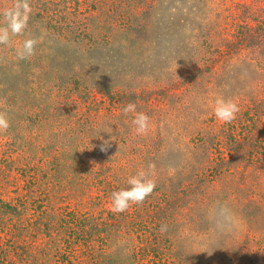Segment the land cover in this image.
Segmentation results:
<instances>
[{
  "label": "rangeland",
  "instance_id": "rangeland-1",
  "mask_svg": "<svg viewBox=\"0 0 264 264\" xmlns=\"http://www.w3.org/2000/svg\"><path fill=\"white\" fill-rule=\"evenodd\" d=\"M30 3L35 55L0 45V264H264V0Z\"/></svg>",
  "mask_w": 264,
  "mask_h": 264
},
{
  "label": "clouds",
  "instance_id": "clouds-1",
  "mask_svg": "<svg viewBox=\"0 0 264 264\" xmlns=\"http://www.w3.org/2000/svg\"><path fill=\"white\" fill-rule=\"evenodd\" d=\"M32 13L30 0H14L11 7L0 9V45L11 47L13 37H26L21 48L17 50L19 59H27L36 53V46L43 39L33 38L31 33L26 32L29 27V20ZM240 108L233 100H225L218 98L215 101L214 115L224 122L231 123L237 118ZM123 115L133 114L131 120L134 131L137 135L147 136L150 131V117L136 111V103L129 102L122 109ZM10 127V122L6 114L0 112V133L6 132ZM108 133V132H106ZM110 134V133H109ZM114 139V137H113ZM105 146L102 151L107 150L108 141L104 142ZM155 174V164H149L146 170L138 171L136 175L127 180L128 188L114 191L111 194L112 211L115 213H123L133 205L142 204L156 188V180L153 178ZM161 231H165L162 227Z\"/></svg>",
  "mask_w": 264,
  "mask_h": 264
}]
</instances>
